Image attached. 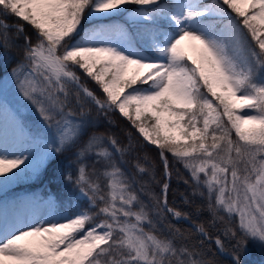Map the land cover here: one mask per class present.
Segmentation results:
<instances>
[{
	"label": "snow or ice",
	"instance_id": "snow-or-ice-1",
	"mask_svg": "<svg viewBox=\"0 0 264 264\" xmlns=\"http://www.w3.org/2000/svg\"><path fill=\"white\" fill-rule=\"evenodd\" d=\"M121 14L134 32L92 23ZM0 16V47L14 45L10 29L24 39L11 76L52 129L50 138H32L35 152L15 143L10 148L6 121L23 129L0 96V191L46 171L62 154L74 158L69 166L76 171L74 180L71 172L65 176L75 187L67 210L57 214L54 199L27 201L26 211L0 210V264H219L203 240L178 244L186 239L179 228L169 225L167 235L158 228L165 212L176 220L190 214L168 206L167 179L162 197L144 203L135 176L116 159L131 143L100 131L84 101L99 113L120 114L157 146L166 178V154L182 162L214 220L219 211L236 217L239 234L226 231L230 247L214 239L229 264H246L250 242L264 250V0H0ZM8 18L23 23L8 24ZM6 58L0 54V67ZM77 69L102 97L81 82ZM134 166L149 171L139 159ZM193 223L212 239L205 223Z\"/></svg>",
	"mask_w": 264,
	"mask_h": 264
},
{
	"label": "trees",
	"instance_id": "trees-1",
	"mask_svg": "<svg viewBox=\"0 0 264 264\" xmlns=\"http://www.w3.org/2000/svg\"><path fill=\"white\" fill-rule=\"evenodd\" d=\"M227 10L231 12L230 9ZM231 15L235 17L234 13H231ZM0 19H3V17L0 16ZM118 21L127 24L130 31L134 32L136 30V26L126 18L125 14L114 15L107 19L94 20L92 23L116 24ZM238 21L239 18H236V22ZM7 23L21 24L23 22L17 18H8ZM89 26L88 22H84V29ZM24 31L25 34L30 35L33 42H35V33L26 23L24 24ZM82 34L83 30H81V35ZM9 35L13 37L15 43L7 50L0 47V54L7 52V58L3 61V66L0 67V79L3 74L10 71L16 66L17 62L22 59L24 48L23 36L16 40L15 29H10ZM77 74L80 76L82 83L86 84L93 92L96 93L97 96L102 97V90L90 77H87L86 74L79 69H77ZM69 88L71 90L72 86L69 85ZM83 106L84 110L88 113V116H90L91 119L99 125L100 131L114 135L122 145L131 143V150L123 156L122 160L119 156H117L116 159L127 173L135 176L136 183L134 187L136 190L140 191L141 199L144 203L154 204L155 200L153 197H162L163 182L167 179L165 177L164 162L161 160L159 150L148 145L131 126L130 122L120 114L115 112L107 115L99 113L95 105L87 101L83 102ZM70 107L72 108L74 115L80 116V108L78 105L73 102ZM89 109L91 111H88ZM20 118L30 133L33 135H42L43 128L40 125V122L42 121L41 118H32V116L27 113L20 114ZM129 134L131 135V141H129ZM166 155L169 163L168 171L171 173L168 181V206L183 212H188L190 214L189 221L192 224H194L193 222L205 223L212 239L219 236L223 240L224 244L230 247L231 243L234 241H232L231 237L226 235V231L228 228H233L237 229V233L239 234L236 217H229L223 211H219L217 213V218L214 220L212 213L207 207V196H202L200 194V191L202 190L194 189V182L192 181L189 172L184 168L183 163L173 158L171 154ZM73 159L74 158L68 154L58 156L56 164L50 166L46 171H40L36 174H31L19 179L17 181V187L11 190V193L9 191V195L14 197L19 193L17 192L19 190L30 188L35 191V189L38 188V191H40L43 196L48 194L53 196L57 203V213L67 210L68 194L75 191V187L73 183L65 179V176L67 173L71 172L73 180L75 179V165L72 164L71 167L69 166ZM136 159H139L140 162L144 163L145 167L149 169L147 173L137 172L134 166ZM87 163L91 166V160L87 161ZM96 167L99 168L100 165H96ZM57 169L58 171H56ZM102 183H106V181H103L102 179ZM84 203H86V201ZM163 216L164 218L160 221V224H158V228H160L165 235L168 234V226L174 225L176 228L181 230L186 238L183 240L178 238V244H192L203 240V249L208 257H214L219 264H229V258H225L219 254L213 242L208 241V239L199 235L189 224L182 220H176L170 213L167 212H165ZM218 217H223V220ZM248 247L250 249V253L246 257V264H264V253L258 249L256 244L250 242Z\"/></svg>",
	"mask_w": 264,
	"mask_h": 264
},
{
	"label": "rangeland",
	"instance_id": "rangeland-1",
	"mask_svg": "<svg viewBox=\"0 0 264 264\" xmlns=\"http://www.w3.org/2000/svg\"><path fill=\"white\" fill-rule=\"evenodd\" d=\"M188 43L189 42L187 41L185 42L186 49L189 51L190 54L195 55V52L190 47H188ZM0 96L3 97L5 104L12 113L18 114L22 110H30L34 114V116H39L37 111L35 110V107L32 106L28 101H26L21 95L17 87L16 78L11 76V72L6 73L0 81ZM19 123L20 125H22L20 119ZM40 125L43 128L42 135H40L41 138H50V133L52 129H50L47 123L44 121H41ZM22 128L23 131L21 132L20 129L12 123L10 117L6 121V130H9L11 133V143H9L10 148L15 143L17 147H27L30 149V151L35 152L37 150L38 145L32 140L34 136H32L28 132V130H26L23 126ZM40 147H42V145H40ZM17 181L5 186L4 189L0 191V210H3L9 214L16 211H26L27 209L23 206L26 204L27 201H30L32 199H53L51 195L43 196L40 191H38V189H36L35 191L25 189L26 191H21L23 193L19 194L15 198H11L8 194V191L12 190L16 186ZM257 247L264 253V250H262L259 245H257Z\"/></svg>",
	"mask_w": 264,
	"mask_h": 264
},
{
	"label": "bare ground",
	"instance_id": "bare-ground-1",
	"mask_svg": "<svg viewBox=\"0 0 264 264\" xmlns=\"http://www.w3.org/2000/svg\"><path fill=\"white\" fill-rule=\"evenodd\" d=\"M21 127H22V126H21ZM22 129H23V128H22ZM6 132H7V139H8V142L11 143V142H10V139H11L10 134H11V133H10L9 130H6Z\"/></svg>",
	"mask_w": 264,
	"mask_h": 264
},
{
	"label": "water",
	"instance_id": "water-1",
	"mask_svg": "<svg viewBox=\"0 0 264 264\" xmlns=\"http://www.w3.org/2000/svg\"><path fill=\"white\" fill-rule=\"evenodd\" d=\"M183 220V219H182ZM184 221H187V220H184ZM188 222V221H187ZM194 227V226H193ZM195 228V227H194ZM213 242H214V240H213ZM225 256V255H224Z\"/></svg>",
	"mask_w": 264,
	"mask_h": 264
}]
</instances>
